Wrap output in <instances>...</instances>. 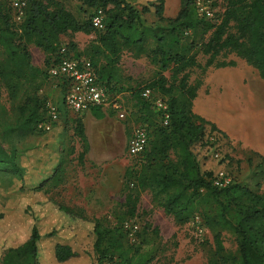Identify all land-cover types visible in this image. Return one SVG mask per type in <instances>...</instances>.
Segmentation results:
<instances>
[{
	"label": "trees",
	"instance_id": "16d2710c",
	"mask_svg": "<svg viewBox=\"0 0 264 264\" xmlns=\"http://www.w3.org/2000/svg\"><path fill=\"white\" fill-rule=\"evenodd\" d=\"M196 1L179 0L177 17L165 19V0H156L155 15L159 25L153 28L143 24L140 13L126 0H80L87 10L103 12V28L98 30L91 26L93 16L81 23L57 0H24L19 21L15 19L10 1L0 0V82L11 101L16 100L21 91L25 95L13 124L3 125L0 139L6 140L14 132L32 134L45 120L46 105L37 92L42 81L48 78L46 69L54 55L66 46L60 44L61 36L80 32L94 36L93 42L80 54L66 47L74 58H84L92 64L98 81L106 88H110L115 79L124 51L135 57L145 55L158 66L159 72L156 79L133 91L144 114L142 125L148 124L149 143L146 152L137 158L138 163L127 168L123 175L127 215L135 216L140 194L148 192L151 204L162 209L176 226H183L194 217L201 219L212 235L209 264H264V192L252 191L233 181L228 187L217 189L211 182L212 173L202 171L200 153H212L218 165H223L224 159L215 157L218 155L214 147L224 136L212 123L193 112L198 87L189 84L187 71L197 66L196 57L190 54L195 44H186L183 38L187 31H199L201 37L207 35L200 47L208 56V66L214 65L223 54H233L252 67L264 82V0H225L222 13L210 20L197 17ZM148 45L152 48L148 49ZM29 46L44 54L45 72L31 63ZM168 70L173 79L171 83L161 74ZM145 89L166 101L170 115L167 126L161 125L160 117L159 122H154L151 104L141 97ZM91 113H95L98 120L103 118L98 108ZM74 135L87 146L78 121ZM1 141L0 172L18 173L14 151L8 153ZM86 152L87 148L79 155L80 162ZM260 162L264 164L262 157ZM62 176L57 172L45 182L41 187L45 194L62 184ZM46 208L50 215L67 219L69 230L78 235V239L92 238L95 256L92 264H132L128 251L119 252L118 263L109 258L116 242L107 239L116 238L119 242L122 229H108L98 221H89L82 212H73L51 201ZM28 218L33 224L22 240L21 230ZM40 229L39 216L29 205L21 203L4 225L0 264H38L41 248L49 251L51 258L53 253L57 264H73L83 257L80 249L57 241L53 232L42 235ZM225 236L234 239L233 253L223 246ZM105 241L107 246L103 248Z\"/></svg>",
	"mask_w": 264,
	"mask_h": 264
},
{
	"label": "rangeland",
	"instance_id": "374dc122",
	"mask_svg": "<svg viewBox=\"0 0 264 264\" xmlns=\"http://www.w3.org/2000/svg\"><path fill=\"white\" fill-rule=\"evenodd\" d=\"M57 1L81 23L95 14L82 6L80 0ZM126 1L140 13L145 26L154 28L159 25L155 15L156 0ZM224 5L225 0H213L207 4L216 18ZM179 11V0H165V19L176 18ZM197 14L198 18H205L198 10ZM199 35V31L183 34L184 43L195 44L190 54L196 57L197 66L187 71L189 84L198 87L193 112L212 123L224 136L214 147L218 158L224 159L223 165H218L219 161L212 158V153H200L198 159L203 164L202 171L210 172L212 176L223 171L233 182L252 191L264 192V164L261 165L258 154L264 151V82L252 67L233 54H223L214 65L208 66V56L200 47L207 35ZM93 40L91 34L70 33L60 37V44L70 47L74 54H80ZM29 53L31 63L40 65L45 72L44 54L33 46H29ZM220 63L225 65L218 66ZM158 72V66L145 55L135 57L124 51L116 67L115 79L109 86L113 90L107 88L111 104L119 106L120 112L110 108L102 110L100 120L91 112L79 118L67 114L58 83L49 78L42 81L37 96L45 105L58 108L60 120L51 124L48 132L35 131L26 135L14 132L6 140L0 139L8 153L14 151L19 168L18 173L0 172V237L8 218L21 203H25L39 216L42 235L53 232L57 241L81 250L83 257L73 264H92L95 261L92 238L78 239V235L69 230L67 219L50 215L46 207L51 201L73 212H82L89 221H98L108 229H122L119 242L116 238L107 239L116 242L109 258L117 263L119 252L128 251L132 264H209L212 235L199 217L176 226L162 209L151 204L148 192L140 194L135 216L130 218L127 215L123 175L127 168L138 163L137 158L127 156V143L136 127L148 126L142 125L144 114L133 97V91L156 79ZM161 74L169 83L173 81L170 70ZM24 98L21 91L16 100L11 101L0 82V135L4 124L15 121L17 108ZM119 113L124 115L122 119ZM152 114L154 122H159L157 111L153 109ZM77 121L82 125L87 146L74 135ZM256 136L262 139L258 147L252 144ZM86 148L85 157L80 162L79 155ZM57 172L63 174L62 184L45 194L41 187ZM32 224L31 218L24 223L22 240L29 234ZM125 224L131 229L125 230ZM107 241L103 248H106ZM223 246L233 253L234 239L225 236ZM38 264L57 262L53 253L51 258L50 252L41 248Z\"/></svg>",
	"mask_w": 264,
	"mask_h": 264
},
{
	"label": "built area",
	"instance_id": "2783aa9c",
	"mask_svg": "<svg viewBox=\"0 0 264 264\" xmlns=\"http://www.w3.org/2000/svg\"><path fill=\"white\" fill-rule=\"evenodd\" d=\"M15 12V19L19 21L23 14L24 0H9ZM209 1L198 0L195 5L198 12L208 20L214 19V13L207 6ZM103 13L97 11L91 18V26L94 29L103 28ZM49 79L58 83L62 95V106L67 114L83 117L92 109L105 110L110 108L114 112H120V107L111 104L108 89L102 85L98 79L92 64L84 58H74L68 53L67 47L62 46L52 59V63L46 69ZM141 97L148 101L152 108L157 111L162 126H167L170 115L168 113L166 101L155 96L149 89L141 93ZM45 120L37 125V131H50L51 124L58 123L60 115L58 108L54 105L45 106ZM122 119L123 114L119 113ZM149 143L148 130L145 126L136 127L127 143L126 154L130 158H140L147 150ZM216 158L218 156H215ZM212 185L217 189L228 187L232 180L223 171H219L212 177ZM125 230H130V226L125 224Z\"/></svg>",
	"mask_w": 264,
	"mask_h": 264
},
{
	"label": "crops",
	"instance_id": "0c3cea01",
	"mask_svg": "<svg viewBox=\"0 0 264 264\" xmlns=\"http://www.w3.org/2000/svg\"><path fill=\"white\" fill-rule=\"evenodd\" d=\"M32 64H33V62H32ZM33 66H35V67H37V68H40V65H38V64H37V65H34V64H33ZM78 118H79V117H78ZM260 141H262V139H259V136H256V137H254L252 144H253L254 146L258 147V146L261 145ZM258 154H259L260 157H262V158L264 159V151L259 152Z\"/></svg>",
	"mask_w": 264,
	"mask_h": 264
}]
</instances>
